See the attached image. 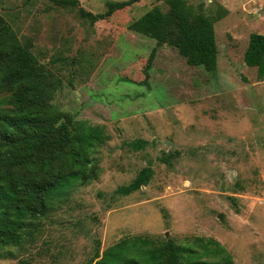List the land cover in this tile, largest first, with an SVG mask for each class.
Instances as JSON below:
<instances>
[{"label": "rangeland", "instance_id": "374dc122", "mask_svg": "<svg viewBox=\"0 0 264 264\" xmlns=\"http://www.w3.org/2000/svg\"><path fill=\"white\" fill-rule=\"evenodd\" d=\"M109 1L127 0H0V15L62 79L54 103L108 134L98 177L74 185L32 240L0 248V264H90L98 249L133 236L214 238L235 264H264V64L244 61L250 35H264V0H184L197 14L229 11L215 25L212 73L128 30L156 6L168 13L165 0H143L95 25L80 15L81 7L105 13ZM136 140L149 145L134 151L127 144ZM149 166L147 187L116 194Z\"/></svg>", "mask_w": 264, "mask_h": 264}, {"label": "trees", "instance_id": "16d2710c", "mask_svg": "<svg viewBox=\"0 0 264 264\" xmlns=\"http://www.w3.org/2000/svg\"><path fill=\"white\" fill-rule=\"evenodd\" d=\"M56 5L78 6V0H52ZM143 0L109 1L107 11L94 14L80 8L92 25L112 17ZM164 1V0H157ZM170 11L158 6L128 26V30L178 50L192 67L210 73L218 68L219 50L215 25L229 11L218 5L213 15L197 14L184 0H165ZM156 58L153 50L145 68V82ZM245 64L262 68L264 35H250ZM63 85L24 44L0 15V248L32 240L39 221L62 203L76 184H85L99 174V154L108 140L106 126L76 120L54 103ZM134 151L149 142H129ZM171 158H162L170 164ZM154 176L151 166L116 194L129 196L147 187ZM235 264L233 255L214 238L196 237L184 243L142 236L121 239L103 254L99 249L90 264Z\"/></svg>", "mask_w": 264, "mask_h": 264}, {"label": "crops", "instance_id": "0c3cea01", "mask_svg": "<svg viewBox=\"0 0 264 264\" xmlns=\"http://www.w3.org/2000/svg\"><path fill=\"white\" fill-rule=\"evenodd\" d=\"M78 1H82V0H78Z\"/></svg>", "mask_w": 264, "mask_h": 264}]
</instances>
